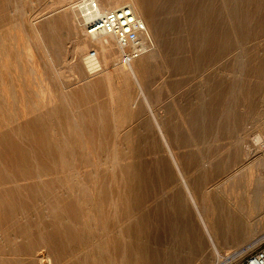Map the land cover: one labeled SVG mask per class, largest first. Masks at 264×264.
I'll return each mask as SVG.
<instances>
[{"label":"rangeland","instance_id":"1","mask_svg":"<svg viewBox=\"0 0 264 264\" xmlns=\"http://www.w3.org/2000/svg\"><path fill=\"white\" fill-rule=\"evenodd\" d=\"M60 1L0 0V126L5 124L4 121L8 123L5 128L21 125L23 114L37 108L34 106L37 102L34 95L38 93V106L45 103L48 110L59 112L50 116L45 123L47 141L55 142V149L59 148L57 152L61 159L72 162L70 164L76 170L72 171L69 180L62 183L64 189L71 188L73 192L72 210L66 208V201L69 200L59 203V208L53 211L48 209L51 198L49 193L46 197L42 196L44 198L28 193L25 198L30 201L28 208L22 215L12 219V225L27 224L29 230L42 231L44 235L55 226L62 239L60 246L72 242L69 256L86 254L85 261L79 257L76 262L72 260L71 264H116L121 261L119 251L116 252L112 243L99 242V238L105 236L106 231L114 232L115 227L132 218L134 212L137 216L139 213L147 214V228L143 238L148 264H187L185 261L188 264H211L208 260L202 262L203 257L197 251L187 253L188 245L187 250H183L180 244L191 240L192 235L198 231L202 236V246L207 248L208 243L197 216L206 217L211 214L212 200L225 202L229 198L241 197L239 191L245 188L244 175L247 174H237L236 171L238 167L251 162L257 150L262 148L261 140L256 137L264 127V96L261 97L264 94V0H150L156 26V31L154 29L150 33L153 39L156 36L157 42L160 41L161 53L141 81V89L132 80L120 76L122 66L117 64L118 50L112 39L108 38L114 47L113 60L102 68V75H90L84 62L79 65L74 55L73 40L78 37L89 41L91 38L84 36L74 17L76 11L71 10L77 0H70L73 5L60 4ZM101 7L107 9L105 3ZM66 14L73 19H57ZM92 49L89 46L83 56H90L91 51H94ZM4 71L6 75H2ZM2 76L9 83L4 82ZM28 81L31 89L26 86ZM218 84L224 93L231 85V93L223 96L228 98L224 104L228 112L219 113L220 108L214 97V106L209 111L206 109L205 116L200 106L205 103L203 99L208 89L211 93L216 90L220 94V88L216 89ZM15 87L22 89L19 92L23 96L26 90H30L35 100L31 103L25 97L23 101L20 100ZM58 91H62L65 96H59L61 93ZM3 93L9 96V103L5 96L2 97ZM253 102L258 103L256 115H249L248 119L240 123L247 103L251 105ZM92 108L98 111L93 118L100 121L98 134L102 138L99 139L106 141L107 155L114 145L121 159L119 164L135 163L148 168V179L141 187L142 194L148 200L141 203L138 209L135 208L131 216L120 215L127 203L115 195V190L119 189L121 195L123 189L126 191L131 186V194L136 195V175L133 179L127 178L118 169L112 172V177H104L101 173L100 176L94 175L101 167L96 163L102 161V156L88 142L87 121L90 120L82 122L77 117ZM22 110L25 112L22 113ZM196 113L205 116L203 124L206 135L202 140L200 134L203 124L201 118H195ZM153 118L167 129L174 128L177 132L174 136L173 133L168 136L169 147L178 155L180 171L186 179L189 193L197 203V211L192 208L188 193L182 188L178 173L162 146ZM227 127L234 128L229 136L223 134ZM128 131L131 134L130 140L124 144L122 137ZM130 142L134 145H130ZM122 152L126 153V157ZM89 160L92 162L89 163ZM82 161L85 162L84 166ZM47 170L44 166L45 176L42 179L49 188L50 184H57L45 172ZM12 172L15 173L13 169ZM75 172L80 176H73ZM229 178V184L223 185ZM245 178L248 180V175ZM251 178L255 180L256 176ZM63 191L60 188V195ZM177 203L184 206L182 216ZM243 205L247 206V203ZM9 224H2L0 230ZM247 237L239 246L264 240L261 234ZM262 245L264 242L241 259L231 257L223 264H239ZM205 252L206 256L211 255V251ZM44 253L49 255L52 264L68 258H56L52 248ZM100 256L103 261L99 260ZM199 256L202 258L199 259ZM16 257L26 261L29 256Z\"/></svg>","mask_w":264,"mask_h":264},{"label":"bare ground","instance_id":"2","mask_svg":"<svg viewBox=\"0 0 264 264\" xmlns=\"http://www.w3.org/2000/svg\"><path fill=\"white\" fill-rule=\"evenodd\" d=\"M98 2L100 5L105 3L108 9L115 8V7L126 4L130 6L134 14L146 24L149 31L151 30L154 31V29L156 31V26L153 21L154 11L150 4V0H102V1L98 0ZM65 3H70L69 5L74 4V3H71L70 0L60 1V4L66 5ZM72 7L73 6H70V8ZM71 10L73 11L74 7ZM73 12H75V10ZM67 14L58 16L57 19L65 21L69 17L72 18L71 16L67 17ZM74 17L79 24L80 22L78 20L77 14H75ZM3 20L5 19H2V21ZM76 21H75V24H76ZM77 28L79 30L78 26ZM155 37L156 36H154L155 47L151 53L142 56L141 58H139L138 60L130 64L129 66L122 67L119 70V74L122 78L127 79V80H132L140 89H141L140 87L141 81L149 73V70L151 69V67L156 63V61L160 57V53H161L160 41L157 42ZM77 38H74L73 43H74V53H75L74 55L76 59L78 60L79 65L81 66V64L84 62L88 70V74L90 75L91 74H95V75L101 74L104 71L102 68L108 62L113 60L114 47L110 42L111 40H109L112 38L111 37H97V38L88 39L89 41L77 39ZM157 39H159L158 35H157ZM89 46H91L93 48L92 50H94L95 52V55L92 58H90V56L88 57L83 56V53L88 49ZM9 52L7 53L9 54ZM27 55L29 56L30 54H27ZM98 55H100V58L98 57ZM29 57H31V55ZM9 58L11 57L9 56ZM47 65L49 66V64ZM11 72L14 73L13 71ZM41 72L42 71H40L39 73ZM5 73L6 72L4 71L2 75H4ZM2 77H3L2 78L3 81L5 82L6 80H4V76ZM13 79L14 77L12 78V81ZM6 83H9V81L8 82L6 81ZM16 83H18L17 79H16ZM19 84L18 85L16 84L17 87L20 86ZM26 86L28 87V89H31L30 87L31 83L29 81L27 82ZM17 87H15L16 88L15 90L18 89L16 94L17 96H19V98H21L20 100L23 101V97L27 99L28 103L29 102L31 103L33 102V100H35L34 99L35 97H33L34 93L30 92V90H26L23 96V93H21V91L19 92V90H22V89L17 88ZM3 88L4 87H2V89ZM217 88H220L221 90L220 94L219 92H215L216 90H212L214 91V93H211L210 92L211 90L208 89L206 98L203 99L205 103L201 104L200 109L202 110L203 113H205V116L207 113L206 109L209 111L214 106V103L212 102L214 97H216L215 103H218V107L220 108L219 113L228 112L227 111L228 109H225L226 107L224 106L228 98L227 96L226 97H223V96H225V93L226 94L231 93V89H232L231 85H229V87L226 88L225 93H224V89H222V86L220 84L216 86V89ZM3 90L4 92L6 91L5 88ZM59 92L61 93V95L59 94V96L61 97L62 95L63 97L65 96V94H63L62 91H58V93ZM9 94H10V91H9ZM37 94L34 95L36 96V99H37V102H35L34 106H36L37 108H35L28 114H25L24 113L25 111L22 110L23 111L22 113L24 114L22 116L21 125L17 126L16 128L15 127L5 128L8 126L7 125L8 123L4 121L5 124L1 123L2 126H0V227L2 224H6L7 222H10L9 226L7 225L4 228L2 227L3 229L0 230V233H2V235L0 236V264H52V261L50 260L49 255H45L44 253L47 250H50V248H52L55 251L56 258L64 257V259H66L65 257H68L66 261H62V259L61 261L60 259L59 261L57 260L56 264H71L72 260H75L76 262L79 259V257H81L83 261H85V257H86L85 253H83V255L76 256L73 254L69 256L71 249H72V244H71L72 242H70L69 244H66V246H60L62 239L60 237L58 230L55 228V226L51 227L50 233H46L44 235L42 231L40 232L38 230L37 231L29 230L27 224L25 225L17 224L13 226L12 225L13 222H11L13 221L12 219L15 216L22 215L24 213V210L25 211L27 210L28 208L27 205L29 204L30 201L29 199H25V198L27 197L28 193L29 194L33 193L35 195H41L40 196L41 198L46 197V194L49 193L51 195V198H50V203L48 205V209L50 210H53V211L57 210V208H59V203L63 202L64 200H69V201H66L67 210L73 209V202H72L73 192L71 191V188L69 190L64 189L62 187L63 186L62 183L65 182V180L67 181L70 179L72 175V171H74L75 169L72 168L71 166L72 164H70L72 162L61 159L60 153L57 152L59 148L56 147L58 150L55 149L56 143L54 142L55 144L54 145L53 143H50V141L48 142L47 141L48 136L46 137V134H45L46 133V130H45L46 121H48L50 116L56 115L59 112L57 110H48L47 104H45L44 102L42 106H38L39 104H38ZM11 95L13 96V94ZM40 95L44 97V94L41 93ZM3 96H5L6 102L9 103V100H10L9 96L4 95V93L2 97ZM262 96H264V94H262L261 97ZM54 101L55 100H51V102H54ZM257 111H258V103L254 104L253 102L251 105H248L247 103L245 113L240 118L239 122L243 123L244 119L246 120V118L249 115H256ZM96 114H98L97 109L92 108V109H87L83 111V113L81 112L79 116H77L79 117V120H81L82 122L87 121L86 119L90 120V121H87V123L89 122L87 125V133H88L87 139L93 148L99 150L100 156H102V161L100 163L98 162L99 164L96 163V165H101V167L98 168L99 170L97 169V171L94 172V175L100 176V173H101L104 177H107L111 175L115 169H118L120 173L122 175L124 174L125 176H127V178L133 179L134 176L136 175L135 177L138 180L136 195L133 196L131 194L132 192V189H130L131 186L127 187L126 191L123 189L121 192V195L119 194L120 193L119 189L115 190V195L118 198L120 197L121 200H126V203H127V206L123 208L120 215H122L123 217L125 216L127 217V215L131 216V213L135 211V208L140 206L141 203L148 200V197L146 195H143L142 190H141L142 185L145 184L146 180L148 179L147 178L148 174L146 172L148 168L146 166H143L142 164H135V163L119 164L118 162L121 159H119L118 152L114 149V145L111 148V150L108 151V155H107L108 149H106V141H101L99 139V137L102 138L101 135L98 134V131L100 130L98 128L100 125V121L95 120L93 118ZM195 115H196L195 118L196 117L199 119L201 118L202 124H203L205 120L204 119L205 116H203L201 113H199V115H197L196 113ZM204 124L203 126H201V130H202L200 134L201 140L204 139L203 137L206 135L205 134L206 131H204L205 129ZM154 125L156 128L157 134L162 140V146L165 148V151L169 155L170 162L172 163L174 169L178 173V179L180 181V184L182 188L186 190L185 192L188 193V197L192 205V208L196 209L197 211V208H198L197 203L194 200L193 196L189 193L186 182H185L186 179L183 173L180 171V167H179L180 160L178 158V155L177 153H174L169 147L170 140L168 136L172 133H173L172 135L174 136V133L176 134L177 132L174 128L167 129L168 127L163 126V124L158 122L156 118L154 119ZM77 126H78L77 123H75L76 129H77ZM233 130L234 128L227 127L223 130V134L226 136H229ZM130 135H131L130 131L126 132V134L123 135L122 142L124 144L127 143L128 140H130L129 139ZM256 138L258 140H261V146L262 148H264V127H262V129L259 130V133H257ZM130 145L133 146L134 144L130 142ZM262 148H259L257 150V154L255 155V157L252 159L251 162H249L246 165H242L240 168L238 167V170L236 171L237 174L246 173L248 175V180H245L246 179L245 177H247V175H244L245 176L244 181L246 182H245V185L244 184L243 185L245 188L242 189L241 187H239L241 188V190L238 188V191L240 190L239 192L241 194V197H235V199L229 198L225 202L212 200L210 201V207L212 210L211 214L206 217L200 216V215L197 216L199 217V223L201 224V227L204 231V235L208 243L207 248H204L202 246L203 245L202 236L198 234V231H196L192 235L191 240H189L186 243L183 242L180 244L181 249L187 250L186 245H188L187 253L191 251H195V252L197 251L203 257L202 258L199 256V259L202 258L201 259L202 262H204V260H208V263H211V264H223L227 262L231 257L241 259L246 253L253 250L260 243L264 242V240L261 239L262 241L260 242L259 241L257 242V240H255L247 244L246 246H243V247L239 246L241 241H243V239L247 236L252 237L257 234L264 235V151H262ZM103 149H106V151L103 152L104 151ZM122 153L126 157V153L124 152ZM108 157H110V159ZM182 157L183 156H181V158ZM184 157L186 158V154ZM91 162L89 160V163ZM92 163L95 164L94 161ZM81 164H83L84 166L85 162L83 163L82 161ZM44 166L48 169L45 172L51 175L54 179V182L59 186V193L57 192L58 190L57 185L50 184L48 188L47 183L44 182V180L42 179V177L45 176L43 173ZM12 169L15 171V173L12 172ZM100 170H102V172H100ZM254 175L256 176L255 180L251 178ZM73 176L79 177L80 175L77 172H75L73 173ZM234 176L235 175H233V177ZM240 178L242 177L240 176ZM229 182H230V178L228 182L227 181L224 182L223 185L225 183L229 184ZM233 183H234L233 185L235 186L234 181ZM237 184L239 183L237 182ZM60 188L64 190L62 192V195H60L61 193ZM216 191L218 190L216 189ZM234 191L235 189L233 190V192ZM236 194L237 193L235 191V195ZM243 203H247V206L243 205ZM177 205L179 207V214L180 216H182L185 211L184 206L181 205L180 203H177ZM146 215L147 214L142 215L139 213L137 216L136 212H134L132 218L128 219L122 225L115 227L114 232L106 231L107 234L106 235L104 234L105 236H102L101 239L99 238V242L112 243V245L116 249V252L119 251L121 261H119L120 259L118 258L119 262H116V264H148L147 262L148 256L146 253V248L144 247L145 240L143 238L144 233H145V228H147L146 223H147L148 218ZM93 245H96V244H93ZM93 245H91V249H93ZM94 248L96 247L94 246ZM205 249L211 251L210 253L211 255L206 256L207 252H205L206 251ZM66 254L67 256H65ZM18 255H25V256L27 255L29 257H27V260L25 261L24 259L20 257H16ZM99 258H100L99 259L100 261H103L101 259L102 258L101 256ZM185 262L188 264L187 261Z\"/></svg>","mask_w":264,"mask_h":264},{"label":"built area","instance_id":"3","mask_svg":"<svg viewBox=\"0 0 264 264\" xmlns=\"http://www.w3.org/2000/svg\"><path fill=\"white\" fill-rule=\"evenodd\" d=\"M74 10L84 36L88 38L111 37L116 44L117 64L127 67L154 50V39L146 24L132 8L121 5L103 9L98 0H77ZM95 55L91 51L90 58ZM239 264H264V245L243 258Z\"/></svg>","mask_w":264,"mask_h":264}]
</instances>
